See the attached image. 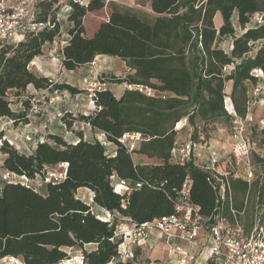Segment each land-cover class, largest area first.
Here are the masks:
<instances>
[{"label":"trees","instance_id":"trees-1","mask_svg":"<svg viewBox=\"0 0 264 264\" xmlns=\"http://www.w3.org/2000/svg\"><path fill=\"white\" fill-rule=\"evenodd\" d=\"M57 0H43L37 6L36 23H50L40 31L27 33L17 45H0V122L10 120L16 125L27 123L22 114L11 109L10 93L17 96L29 86L36 91H79L68 84L34 74L29 66L42 56L46 44L60 35ZM105 6V0H90L79 5L71 3L67 20L69 40L61 51V66L66 71L89 65L98 56L121 60L132 72L112 83L142 85L166 95L146 97L126 90L116 98L110 90L96 93L98 109L91 115L69 116L61 120L73 131L75 120L88 122L92 131L103 134L115 147L111 155L98 141L84 139L76 132L74 143L62 136L48 134L31 154L21 153L4 139L0 131L1 168L8 174L35 180L43 178L46 169L66 165V178L58 184H45L43 194L34 186L0 180V259L13 257L23 264H58L68 258L66 248L86 251V264H139L147 262L139 250L133 261L118 258L119 240L108 223L96 218L91 206L78 199L76 192L84 188L92 193L93 204L106 211L129 218L139 225L173 213L171 200L182 185L191 181L190 201L200 213L210 217L216 207V193L207 176L191 162L174 163L170 153L177 138L175 125L186 118L194 128L192 138L207 141L197 130L218 120L230 122L226 106L230 103L238 116L246 113L247 91L255 79L254 69L264 70V24L246 27L257 14L264 19V0H149L153 18L111 6L109 19L100 24L91 37H86L83 19ZM219 13L222 25L217 29L214 17ZM245 32L236 37L233 18ZM232 38L227 53L217 47L223 39ZM233 67L229 73L227 68ZM232 81L229 95L225 83ZM29 109V107L27 108ZM68 117L71 119L68 120ZM124 133L144 136L132 154L117 143ZM143 156L157 163L135 164L132 155ZM254 181L248 185L231 179L233 207L241 209V199L252 194L254 210L264 208V160L253 155ZM257 168V170H256ZM141 183L128 195L113 191L110 177ZM234 199L236 203H234ZM222 215L228 216L223 208Z\"/></svg>","mask_w":264,"mask_h":264},{"label":"built area","instance_id":"built-area-1","mask_svg":"<svg viewBox=\"0 0 264 264\" xmlns=\"http://www.w3.org/2000/svg\"><path fill=\"white\" fill-rule=\"evenodd\" d=\"M42 1L0 0V45H17L24 40L27 33L40 31L50 26L49 22H35L37 6ZM89 1L57 0L53 6L54 10H58L56 18L60 10L68 16L71 3L86 6ZM260 16L259 24L263 18L262 15ZM90 65H95V62L93 61ZM232 68L227 70L231 71ZM92 75V79L83 80V85L87 89L88 104L80 113L81 115H91L98 109L95 104V95L108 90L107 86L110 85L107 79L100 78L97 74ZM250 76L255 79V83L249 84L248 87L245 115L238 116L230 103L226 106L230 116L228 152L230 161L227 168L221 167L223 156L211 143L202 138L198 141L192 138L194 128L190 129L185 141H175L170 153L172 162L181 165L191 162L207 176V181L217 197L212 216H203L199 207L190 201L191 181L189 179H186L181 190L171 200L173 213L151 222L137 225L129 218L117 213L104 209L94 213L91 208L97 219L108 223L113 228L114 237L119 240L118 258L122 262L133 261L134 252L137 250L143 254L144 249L152 250L162 246L164 260L160 263L149 261L139 264H264V229L257 226L249 234L245 232L240 220V217L244 215V209H234L230 186L231 179L243 180L248 185L254 181L255 174L251 160L253 152L264 160V70L254 69L250 72ZM126 86L128 91H135L146 97L158 96L164 99L166 96L142 85ZM258 109L261 110V115L256 117L255 112ZM29 113L37 115L39 110L35 105H31ZM60 117L62 118L63 115ZM184 119L176 124H182V126L174 128L177 134L188 122L186 118ZM72 130L83 132L84 135L86 132H91L92 127L88 122L75 120ZM256 134L259 135L257 143L252 139ZM142 141L144 136L140 133H124L117 139V143L130 154L138 149ZM106 144L113 145L107 142ZM58 167L60 171L49 175L47 173V177L43 176L44 184H58L65 180L66 165L61 164ZM16 178L15 182L25 187L33 186L35 181L24 177ZM110 181L113 191L121 196L128 195L132 189H139L142 185L141 183L131 185L115 176H111ZM224 207L228 209L231 220L222 215ZM85 252V250H79L73 255L68 253V258L58 264H86ZM0 264H23V262L18 258L7 257L0 259Z\"/></svg>","mask_w":264,"mask_h":264},{"label":"rangeland","instance_id":"rangeland-1","mask_svg":"<svg viewBox=\"0 0 264 264\" xmlns=\"http://www.w3.org/2000/svg\"><path fill=\"white\" fill-rule=\"evenodd\" d=\"M116 6L120 11H130L136 13L140 16L153 18V14L149 9V0H105V6L94 12L88 13L83 19V28L86 37H91L95 31L98 29L101 23L107 21L111 14V6ZM54 8V7H53ZM67 14L64 11H59L57 14V21L60 24V35L55 38L52 44H46L43 49V54L37 60H34L29 68L36 74H50V79L62 77L63 68L61 66V51L62 48L66 45L69 40L68 30L71 27V24L67 20ZM260 15H255L251 18V27L259 26L264 24V19L262 18L259 24ZM231 45V39L226 38L217 43V47L228 52ZM95 65H86L83 72L80 75L74 73H67L65 76L67 80L71 81L78 91V94L72 95L69 92H51V91H36L34 92L32 87L27 89L25 92L16 95L15 93H10L9 101L11 102V109L18 114H22L26 110V119L27 123L19 122L16 125L13 124L10 120H2L0 122V131L4 133V139L9 142L13 147H15L19 152L31 154L40 141H45L48 134H56L62 136L63 139L69 142L71 137L75 136L78 130L68 131L64 126V123L61 120L60 115L70 114L69 116H77L79 113H75V104L79 105L81 112L85 110L88 99H87V89L83 85L84 79H92V74H97L100 78H105L110 81V85L107 86V89L112 92L115 97H118L119 94L124 90H127L126 84H116L112 83L113 77L116 79L124 78L126 75L132 73L125 64L117 59L111 57H99L94 60ZM230 70H227L229 73ZM79 77V78H78ZM76 78H78L79 83H76ZM62 80V79H61ZM226 94V93H225ZM26 98V99H25ZM35 105L39 113L37 115L30 114L28 107ZM50 119H52L50 121ZM71 118L68 117V120ZM182 119L180 122L184 121ZM60 122V123H59ZM178 122V123H180ZM182 126V124L175 125V127ZM193 128L187 124L182 128L177 134L176 141L183 142L188 138L190 129ZM198 131L200 135L203 136L209 143L212 144L220 154H228L229 146V135H230V122L226 120H218L214 123L209 124L207 127H202L201 124H198ZM255 135V134H254ZM84 139L88 141H98L106 149V153L111 155L115 151L114 145H107L106 141L103 138H99L93 133L87 132L84 134ZM253 141L257 143L259 141L258 137H252ZM77 140H73L74 143ZM72 141V140H71ZM3 156L0 154V180L3 182H15L16 177L5 172L2 166ZM132 160L135 164L142 162L144 164L152 165L156 164L155 160L140 161V158L137 155H132ZM257 170V168H256ZM60 171L58 166L47 168L46 174H49ZM48 173V175H47ZM44 177H36L33 182L34 188L41 194L45 191V184L43 183ZM77 196V194H76ZM89 202V201H87ZM242 207L246 208V213L244 217L245 226L249 231L254 218L257 217L261 220V226L264 229V208L254 210V199L253 195H245L241 199ZM234 203L236 200L234 199ZM89 204V203H88ZM93 204V203H92ZM92 207V206H91ZM241 207V208H242ZM93 212L96 213L97 208L92 207ZM158 248V247H157ZM157 248L152 250L144 249L143 255L146 259L154 263H160L162 260L159 258L162 256L161 253L158 254ZM80 249H70L66 248L65 251L73 255L75 251ZM10 261V260H8ZM147 261V262H149ZM7 262V261H6Z\"/></svg>","mask_w":264,"mask_h":264},{"label":"crops","instance_id":"crops-1","mask_svg":"<svg viewBox=\"0 0 264 264\" xmlns=\"http://www.w3.org/2000/svg\"><path fill=\"white\" fill-rule=\"evenodd\" d=\"M149 9H150V6H149ZM152 13V12H151ZM153 14V13H152ZM153 16H155L154 14H153ZM250 24H251V22H250ZM250 24H248L247 25V27H246V29L245 30H247L248 28H251V26H250ZM214 25H215V27L218 29L221 25H222V19H221V15L219 14V13H217L216 15H215V17H214ZM233 26H234V28H235V30H236V37H239V36H241L244 32H245V30H241L240 28H239V26H238V24H237V18H236V15H234V18H233ZM231 39V45H230V48H229V50H228V52L230 51V49H231V47H232V42H233V39L232 38H230ZM226 52V51H225ZM227 52V53H228ZM40 57V56H39ZM39 57H37V58H35L34 60H37ZM99 57H106V56H98L97 58L99 59ZM86 67V65L85 66H82V67H79V68H77V69H75V70H73V71H66L65 69H63V73H74V74H77V75H80L82 72H83V70H84V68ZM232 70V69H231ZM226 73H227V71H226ZM66 74H62V77H60L59 79H57V78H55V79H53V78H49V77H51L50 76V74H41L40 76H44V77H46V78H48V79H50V80H52L53 82H55V83H59V84H63V83H65V84H68V85H70L71 87H75V85L71 82V81H69V80H67V78H66ZM79 78V77H78ZM78 78H76V83H79V81H78ZM62 79V80H61ZM31 86H29L27 89L29 90V88H30ZM32 89H33V91L34 92H36V90H34V88L32 87ZM231 90H232V81H228V82H226L225 83V89H224V92L226 93V95H229L230 93H231ZM125 91L123 90L120 94H119V96L118 97H116L117 99L118 98H120L122 95H123V93H124ZM75 109H74V112L77 114V113H81V109L79 108V105H77V104H75ZM261 115V110H257L256 112H255V116L256 117H258V116H260ZM52 119H50V121H51ZM60 123V122H59ZM87 133V132H86ZM90 133H93V135H96V136H98L99 138H103L104 140H105V138H104V136L101 134V133H99V132H96V131H91ZM53 134V133H52ZM85 134V133H84ZM53 135H56V134H53ZM256 137H258V139H259V135H257L256 134ZM71 140L69 141V142H73V140H75L76 139V136H74V137H71L70 138ZM36 148V147H35ZM35 148H34V150H35ZM33 150V151H34ZM115 152V151H114ZM229 152V146H228V151H227V153ZM113 154V153H112ZM253 155H255V156H257V154L255 153V152H253L252 153V155H251V160H252V157H253ZM139 158H140V161H144V159H145V161H146V158L145 157H143V156H139V155H137ZM223 157V160H222V163H221V167L222 168H227V164H228V162L230 161L229 159V155L228 154H226V155H222ZM258 157V156H257ZM148 160V159H147ZM137 164H144V163H142V162H138ZM76 194H77V198L78 199H80V200H82L83 202H86L88 205H90V206H92V207H94L95 205L94 204H92L93 203V201H92V193L89 191V190H87V189H84V188H81V189H78L77 190V192H76ZM87 201H89V202H87ZM91 207V208H92ZM96 207V206H95ZM97 208V207H96ZM242 209H244V215L242 216V217H240V220H241V223H242V225H243V227H244V230H245V232L247 233V234H249L251 231H252V229L253 228H255V227H262L261 226V220L259 219V218H257V217H255L254 218V222H253V224H252V226H251V228H250V230L248 231L247 230V227L245 226L246 224H245V221H244V217H245V213H246V208L245 207H242L241 209H239V210H242ZM97 210H100L99 208H97ZM226 218H228L229 220H231V216H230V214H229V212H228V216H226ZM263 228V227H262ZM93 249H95V245H86V246H84L83 247V249H80V250H85V251H91V250H93ZM157 250H158V254H160L161 252V257L159 258V260H164V249L162 248V246H159L158 248H157ZM161 251V252H160Z\"/></svg>","mask_w":264,"mask_h":264}]
</instances>
